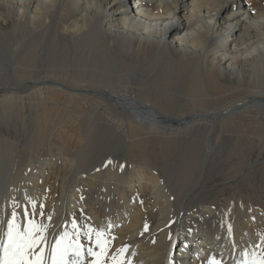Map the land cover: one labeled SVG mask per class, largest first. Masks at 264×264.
<instances>
[{
	"label": "bare ground",
	"instance_id": "bare-ground-1",
	"mask_svg": "<svg viewBox=\"0 0 264 264\" xmlns=\"http://www.w3.org/2000/svg\"><path fill=\"white\" fill-rule=\"evenodd\" d=\"M0 52L13 96L0 107L36 89L22 105L38 129L29 147L0 134V226L15 203L50 239L73 220L104 229L109 256L127 245L132 264L264 254V199L239 192L253 174L245 149L264 144V0H0ZM141 128L167 145L144 150ZM88 130L111 146L83 165Z\"/></svg>",
	"mask_w": 264,
	"mask_h": 264
},
{
	"label": "snow or ice",
	"instance_id": "snow-or-ice-1",
	"mask_svg": "<svg viewBox=\"0 0 264 264\" xmlns=\"http://www.w3.org/2000/svg\"><path fill=\"white\" fill-rule=\"evenodd\" d=\"M29 203L33 210L37 208L34 201L29 200ZM19 207V204L14 203L11 216L7 218L6 227L0 226V264H132L130 259L126 262L123 259L127 245L109 256L108 248L111 240L104 229L86 225L82 230L73 220L70 230L65 229L50 239V224L38 222L34 218L36 211L30 213L25 210L21 220L17 212ZM39 208L38 214L44 215L42 211L44 205L41 204ZM47 219L50 221L52 216L49 214ZM82 236L89 244L81 241ZM85 252L93 259L85 262ZM242 256L243 259L237 264H264V254L257 256L253 252L249 255L245 251ZM208 264H221V261L210 257Z\"/></svg>",
	"mask_w": 264,
	"mask_h": 264
},
{
	"label": "rangeland",
	"instance_id": "rangeland-1",
	"mask_svg": "<svg viewBox=\"0 0 264 264\" xmlns=\"http://www.w3.org/2000/svg\"><path fill=\"white\" fill-rule=\"evenodd\" d=\"M4 53L8 54L9 52H0V57L3 56L2 54ZM3 58L5 59L4 56ZM17 62H18L17 60H14L13 64L17 65ZM54 79L57 81H61V82H68L67 78L63 75H55ZM11 81L12 83L15 82L13 80ZM34 92H36V89L32 90L29 94H27L26 97L22 99V102L13 101L17 103L19 102L20 104L18 103L19 104L18 105L17 103H13L14 107H13L12 112L8 109H5L4 107H0V134L4 135L5 137L9 139L8 144L12 143L8 145L9 147L14 146V145H20V146L25 145L29 147L32 145V141L38 140V129H37V121L35 119V110L25 107V106H28V104L24 106L22 105V103L29 102L27 100L28 97L30 96L34 97V94H32ZM43 94L48 95V93H43ZM7 95L9 94H7L6 91H0V99H1L0 104H2V102L6 101L7 99L9 100L10 97H13V96H7ZM67 96H68V93L62 92V98H55L57 102L56 105L59 108L58 110H61L62 112H68L67 107L65 106V100ZM10 100H13V99H10ZM59 104H63V105H59ZM52 107H53L52 105H49V107H47L46 109V107L44 106V109L47 110L46 112H49V114L52 115L53 113H55L54 111H50L52 110ZM9 113L12 114L11 117H8ZM230 123L231 122L225 123L223 125L225 132L228 131L230 128L233 129L232 124ZM238 128H240L241 131L243 132L247 130V127H238ZM63 137L69 138V136L67 135H64ZM77 138H78L77 140H79L80 143H84L86 147L85 151L83 152L80 158V161L83 163V165L89 162H94V163L97 162L99 160L100 153L105 151L103 149L111 146V140L100 135L96 130H88L86 133L79 131ZM137 140H139L140 145L146 151H152V150L158 151L160 148L167 145V142L164 138L160 139L159 137L154 135L153 131H147L142 128L140 129V135L137 137ZM262 145L263 147H261L260 150L245 149L246 151L245 159L246 158L249 159V160L246 159V163L249 166L246 167L245 172H248L251 169L250 172L253 171V174L251 178L250 177L247 178L245 180L246 182L244 181L241 184L243 185L245 183L246 185L244 184L241 188H239V192H240V189L241 190L244 189L243 193L245 195L251 194L253 195L255 199H258V198L264 199V191H263L264 189V168H263L264 167V164H263L264 163V144ZM146 158L148 159V157ZM259 162L261 163L258 164ZM258 165L259 167H257ZM252 178H254V181H255V187H253L255 189L253 190L254 192L250 190L251 180H253ZM102 210L103 208L100 206L98 211H102ZM114 211L116 213L119 211L118 206L115 208ZM108 216L109 214L106 212L105 217L107 219H110L108 218ZM177 248H178L177 245L175 246L171 245L170 247V249H173L174 252L177 250ZM190 250L193 251L194 250L193 247L192 249L190 248Z\"/></svg>",
	"mask_w": 264,
	"mask_h": 264
},
{
	"label": "water",
	"instance_id": "water-1",
	"mask_svg": "<svg viewBox=\"0 0 264 264\" xmlns=\"http://www.w3.org/2000/svg\"><path fill=\"white\" fill-rule=\"evenodd\" d=\"M0 91H5L4 89H0Z\"/></svg>",
	"mask_w": 264,
	"mask_h": 264
}]
</instances>
